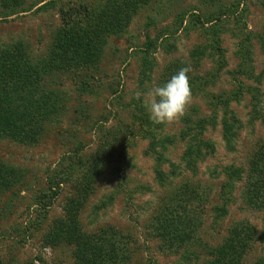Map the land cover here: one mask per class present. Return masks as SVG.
Here are the masks:
<instances>
[{
	"label": "rangeland",
	"instance_id": "obj_1",
	"mask_svg": "<svg viewBox=\"0 0 264 264\" xmlns=\"http://www.w3.org/2000/svg\"><path fill=\"white\" fill-rule=\"evenodd\" d=\"M74 28L97 59L53 63ZM13 47L60 108L35 140L0 132V264H88L109 239L102 264H216L240 230L241 264H264V0H0V55ZM185 66V115L153 123L136 93Z\"/></svg>",
	"mask_w": 264,
	"mask_h": 264
},
{
	"label": "trees",
	"instance_id": "obj_2",
	"mask_svg": "<svg viewBox=\"0 0 264 264\" xmlns=\"http://www.w3.org/2000/svg\"><path fill=\"white\" fill-rule=\"evenodd\" d=\"M116 14L119 15L117 12ZM125 24L127 22L118 17L111 23L109 29L121 30ZM98 51V37L92 31L81 28L70 29V33L65 34V38L60 39V42L57 43L53 63H60L65 67L74 64H92L99 55ZM45 70V68L35 67L21 47H13L1 53L0 132L32 141L37 139L42 129L57 116L55 110L60 108V105L51 98L42 85V72ZM252 171L264 179L261 176L264 175V159L258 158L253 161ZM6 181V177H0V184H5ZM254 187L256 186H252L250 194ZM259 187L264 186L260 185ZM187 224L190 225V222ZM159 227L168 228L167 239L170 240L171 247H173V242L182 236L180 235L182 230L181 218L179 220L172 217L167 221H161ZM93 237L91 235L89 239ZM232 237L216 254V264H241L244 250L248 249L251 236L240 230L236 237L233 239ZM105 241L107 242V240ZM101 244L96 243V241L90 243L86 248V251H89L83 256L85 262L102 264L107 255L110 254L112 258L118 256L120 247L117 242H111L109 239L105 248ZM89 257L90 259H87ZM111 261L114 262L115 259H111Z\"/></svg>",
	"mask_w": 264,
	"mask_h": 264
},
{
	"label": "clouds",
	"instance_id": "obj_3",
	"mask_svg": "<svg viewBox=\"0 0 264 264\" xmlns=\"http://www.w3.org/2000/svg\"><path fill=\"white\" fill-rule=\"evenodd\" d=\"M190 72V66L182 67L162 86H154L146 93H136L137 99L143 95L144 106L153 123L170 124L185 115L192 102Z\"/></svg>",
	"mask_w": 264,
	"mask_h": 264
}]
</instances>
